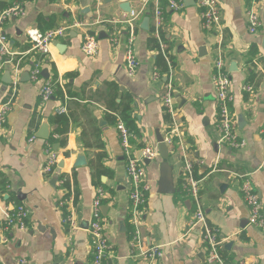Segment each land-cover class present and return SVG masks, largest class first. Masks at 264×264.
<instances>
[{
	"label": "crops",
	"instance_id": "crops-1",
	"mask_svg": "<svg viewBox=\"0 0 264 264\" xmlns=\"http://www.w3.org/2000/svg\"><path fill=\"white\" fill-rule=\"evenodd\" d=\"M172 1L181 2L183 8L173 11L169 0H158L163 22L156 30L152 0L144 6L141 0H0V14L17 3L24 7L21 17H11L0 25L10 51L21 60L16 86L13 66L0 68V106L11 101V111L0 128V264H17L20 258L29 264H89L88 224L97 188L105 194L101 215L112 246L110 259L114 264H143L131 247V184L116 125L108 117L109 85L117 88L116 103L124 95L132 99L139 131L132 141L135 151L148 146L158 154L145 164L150 191L138 221L141 247H160L163 256L156 264L203 263L199 232L186 233L191 205L181 190L184 153L197 169L201 206L209 225L218 232L222 259L264 264V230L248 225L249 212L240 193L247 176L264 213V0L255 2L261 22L256 34L247 30L253 0H216L223 26L221 39L201 28L196 0ZM123 2L129 4V14L120 9ZM130 14L136 16L132 26L139 66L134 76L128 75L125 65ZM76 22L83 28H71L52 42L50 55L42 64L47 77L30 81L28 70L42 58L31 52L27 31L45 32ZM159 33L164 36L159 42L168 50L181 131V145L175 149L167 146L166 158L161 157L156 141V131L164 138L170 121L160 103L165 77H152L158 52L149 43L152 36L159 40ZM85 34L97 39L94 57L81 50ZM112 37L116 39L113 45ZM219 42L231 81L230 110L245 142L240 150L221 145L215 127L211 64ZM47 78L72 95L63 101L53 96L40 105L39 90ZM246 85L252 87L251 92L243 89ZM57 114L68 118V130L52 144L48 141L55 129L51 119ZM46 143L58 155L50 176L42 172ZM64 198L65 206L58 208ZM14 202L30 210L27 228L5 233L1 228L3 210ZM65 217L73 220L74 229L64 222Z\"/></svg>",
	"mask_w": 264,
	"mask_h": 264
},
{
	"label": "built area",
	"instance_id": "built-area-1",
	"mask_svg": "<svg viewBox=\"0 0 264 264\" xmlns=\"http://www.w3.org/2000/svg\"><path fill=\"white\" fill-rule=\"evenodd\" d=\"M150 0H141L142 5H146ZM155 1L154 7V26L158 30L163 22V16L160 8ZM255 2L253 0V7L249 10L247 16V30L250 34H256L261 27V22L257 11L255 9ZM168 6L173 11H180L183 8L181 2L169 0ZM196 7L199 12L200 24L203 31L215 32L219 39L222 38L223 26L221 23V14L219 5L216 0H196ZM24 12V7L17 3L12 7L4 10L0 14V25L11 17H21ZM127 21L129 23L128 36L125 47V65L129 76H134L138 69V61L134 52L135 31L132 26V21L136 18L134 14ZM81 23H73L72 25H65L59 28L40 32L35 29L28 30L26 33L27 39L31 44V52L42 58L41 61H35L28 70V78L32 82L42 80V64L50 55L52 42L56 38H61L66 33L75 27L83 28ZM157 34V33H156ZM158 36V35H157ZM110 43H116L115 38H110ZM160 52L165 58L168 73L161 76L157 68L153 69L152 77L154 80H161L165 77L163 83L164 92L160 96V103L163 112L169 117V125L165 132L163 142L166 146L173 147L175 144L181 145V131L179 123V110L177 109L175 96L173 95L171 85V66L168 59V50L164 43L159 42ZM81 50L87 57H94L98 52L97 39L94 35L85 34ZM5 64L13 66L12 82L16 86L18 82V73L21 69V60H16L14 54L10 51L7 38L0 32V68ZM212 84L215 93V101L217 106V121L216 130L219 136V143L225 145L233 150H240L245 146L244 140L240 137L237 123L234 114L230 110V105L233 101V95L230 91V77L227 72L223 51L220 42L214 50V57L211 64ZM54 82L49 78L43 80V84L39 90V104L43 105L48 102L54 95ZM243 89L247 92L252 91V87L246 85ZM11 111V101L0 106V128L4 126L7 120V115ZM62 111V110H61ZM119 144L123 151L126 166V175L130 181L131 189L129 193L130 215L131 222L134 226V231L131 235V247L138 252L134 254L143 264H156V261L163 256L160 247H141V231L139 228V218L144 213V208L147 201V194L150 191V186L145 180V163L151 162L157 158V150L152 147H142L138 151L132 146L135 135L130 131L121 120L116 124ZM264 133V128H263ZM34 136L30 139L32 141ZM46 161L42 169L43 174L52 175L58 163L57 152L54 151L50 143L45 146ZM139 152V157L137 155ZM183 161V176L181 180V190L190 199L191 216L187 225L186 233L197 230L201 236V243L204 250V260L202 264H247L245 261H238L236 263L225 262L219 253V246L221 244L218 238V232L211 227L207 221L205 213L201 206L199 196V180L193 174V164L186 154L182 155ZM65 180H60L63 185ZM69 192L66 188L64 190L65 197H68ZM240 193L245 206L248 209V225L264 230V213L262 210V203L259 195L253 188L249 178L244 176L240 186ZM105 199V194L102 188H97L96 195L92 204L91 220L88 224V233L91 237V261L89 264H114L110 259L112 253V246L106 234V224L101 215L102 200ZM67 199L59 201L58 208L65 206ZM30 217V210L20 203H10L3 210V220L1 228L5 233L11 230L25 232L27 223ZM64 222L69 223L72 229L75 228L73 220L69 217L64 218ZM6 239V238H5ZM17 264H29L24 258L17 260Z\"/></svg>",
	"mask_w": 264,
	"mask_h": 264
},
{
	"label": "trees",
	"instance_id": "trees-1",
	"mask_svg": "<svg viewBox=\"0 0 264 264\" xmlns=\"http://www.w3.org/2000/svg\"><path fill=\"white\" fill-rule=\"evenodd\" d=\"M151 10H153V6L150 7ZM153 32V30H151ZM160 39L157 40L153 36L149 39V43L152 44V48L154 50H157L158 55L155 61V64L157 68L160 70V75L163 76L168 73V66L167 63L162 56L160 52V47H159V41H164V36L159 33ZM162 39V40H161ZM254 76V74H252ZM108 89H110L109 98H108V106H107V111L109 112L108 116L110 120L116 125L118 120H121L124 125L133 132L135 136L139 134V131L136 128V121L135 118L132 114V99L128 95H124L119 103H116L117 99V88L113 85H109ZM54 97L55 99L59 101H63L64 97H70L72 95L71 92L68 90L64 89L63 87L58 86L57 84H54ZM51 124L55 125V129L53 130L51 136L49 137L48 141L52 144L56 143L57 137H62L67 133L68 130V118L64 114H57L54 118L51 119ZM132 142V141H131ZM60 144L63 142L59 141ZM177 148V146L174 144L173 149ZM193 174L195 178H197V169L193 167ZM4 183V182H2ZM99 185H101L100 181L98 180ZM102 186V185H101ZM3 191V190H2ZM1 191V192H2Z\"/></svg>",
	"mask_w": 264,
	"mask_h": 264
},
{
	"label": "water",
	"instance_id": "water-1",
	"mask_svg": "<svg viewBox=\"0 0 264 264\" xmlns=\"http://www.w3.org/2000/svg\"><path fill=\"white\" fill-rule=\"evenodd\" d=\"M120 9L124 12L129 14L131 12L130 10V6L127 2H123L120 4ZM28 77V74H26ZM42 76L47 77V74L45 72L42 73ZM9 80V79H8ZM43 137V136H41ZM44 138H48L47 136H44ZM156 141L158 143V150L160 152L161 157L166 158L167 157V146L164 144L163 142V138L162 136L159 134L158 131H156ZM138 157H139V152L137 153ZM145 164H148V161H144ZM164 183L166 184V182L163 180H161V184ZM160 184V185H161Z\"/></svg>",
	"mask_w": 264,
	"mask_h": 264
}]
</instances>
